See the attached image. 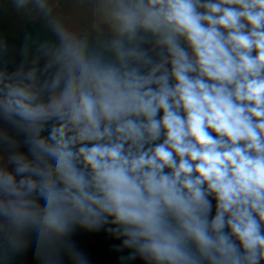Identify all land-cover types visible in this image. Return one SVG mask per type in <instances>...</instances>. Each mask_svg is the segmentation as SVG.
<instances>
[{"label": "clouds", "instance_id": "obj_1", "mask_svg": "<svg viewBox=\"0 0 264 264\" xmlns=\"http://www.w3.org/2000/svg\"><path fill=\"white\" fill-rule=\"evenodd\" d=\"M105 8L111 58L61 30L43 72L0 70V228L44 264H89L77 228L119 264H264V0Z\"/></svg>", "mask_w": 264, "mask_h": 264}, {"label": "rangeland", "instance_id": "obj_2", "mask_svg": "<svg viewBox=\"0 0 264 264\" xmlns=\"http://www.w3.org/2000/svg\"><path fill=\"white\" fill-rule=\"evenodd\" d=\"M30 21L40 22L45 28L55 33L62 27L72 24L83 32V36L92 38L100 48L110 44L115 38L107 18L105 0H46L44 8L38 6L37 0H29L22 7L17 5V0H0V70H5L9 65L15 71L19 68L27 71L31 65H47L54 58L57 49H32L22 52L6 41V38L19 39ZM3 156L4 149L0 148V157ZM0 232L13 244L12 229L4 226L0 228ZM33 237L34 233L31 232L20 237L24 242L23 247L17 249L22 256L21 264H27L28 250ZM71 239L77 250L82 251L88 258L90 232L77 228ZM59 258V264H73L64 250H60ZM34 264H44L38 252Z\"/></svg>", "mask_w": 264, "mask_h": 264}, {"label": "trees", "instance_id": "obj_3", "mask_svg": "<svg viewBox=\"0 0 264 264\" xmlns=\"http://www.w3.org/2000/svg\"><path fill=\"white\" fill-rule=\"evenodd\" d=\"M77 40L84 42L90 53L100 55L106 59L111 58V52L109 51L110 44L100 48L92 38L80 36ZM6 41L22 52L32 49L56 50L61 45V38L59 35L45 28L42 23L37 21L28 22L19 39L6 38ZM45 66L46 64L31 65L30 69L35 67L39 72H43ZM5 69L8 72L15 71L14 68L9 65H7ZM41 79H43V76ZM90 234L91 243L88 246L89 264H119L117 260L119 253H116L112 248V245L119 243V241L109 237L103 230L99 232H90ZM37 252L38 244L34 234L33 242L28 250L27 264H34ZM21 262L22 256L18 250L14 248L11 241L0 232V264H21ZM130 264H143V262L137 259L130 262Z\"/></svg>", "mask_w": 264, "mask_h": 264}, {"label": "crops", "instance_id": "obj_4", "mask_svg": "<svg viewBox=\"0 0 264 264\" xmlns=\"http://www.w3.org/2000/svg\"><path fill=\"white\" fill-rule=\"evenodd\" d=\"M61 30H63V32H66V33L70 34L71 36H73L74 38H77V39L80 36L84 35L83 32L78 27H76L72 24H68L56 32L60 38H61Z\"/></svg>", "mask_w": 264, "mask_h": 264}]
</instances>
